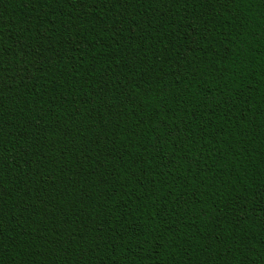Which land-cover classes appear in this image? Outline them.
<instances>
[{
  "label": "trees",
  "instance_id": "obj_1",
  "mask_svg": "<svg viewBox=\"0 0 264 264\" xmlns=\"http://www.w3.org/2000/svg\"><path fill=\"white\" fill-rule=\"evenodd\" d=\"M0 264H264V0H0Z\"/></svg>",
  "mask_w": 264,
  "mask_h": 264
}]
</instances>
